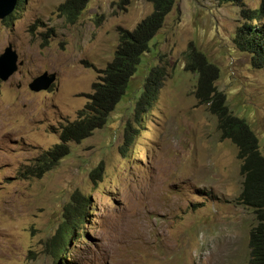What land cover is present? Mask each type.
<instances>
[{
  "label": "rangeland",
  "instance_id": "374dc122",
  "mask_svg": "<svg viewBox=\"0 0 264 264\" xmlns=\"http://www.w3.org/2000/svg\"><path fill=\"white\" fill-rule=\"evenodd\" d=\"M63 1L22 0L10 21L0 19V54L11 44L22 62L0 80V264H60L45 243L76 192L88 199L87 212L66 246L67 264H247L256 221L238 199L237 148L198 103L196 74L184 64L193 43L219 67L215 85L264 156V68L233 38L243 23L264 29V0H175L105 125L68 142L69 153L38 177L29 170L34 159L60 141V123L88 100L118 28L131 30L152 11L148 0H89L69 21L58 10ZM154 67L156 97L136 116ZM43 71L55 72V81L30 90ZM128 123L133 140L125 138Z\"/></svg>",
  "mask_w": 264,
  "mask_h": 264
},
{
  "label": "trees",
  "instance_id": "16d2710c",
  "mask_svg": "<svg viewBox=\"0 0 264 264\" xmlns=\"http://www.w3.org/2000/svg\"><path fill=\"white\" fill-rule=\"evenodd\" d=\"M22 0L16 6L20 8ZM89 0H64L58 5V10L69 21H74L86 7ZM127 0H120L119 5ZM152 3V11L129 30L118 28V43L113 56L104 68L99 69L96 81L92 83V91L87 94L88 100L77 112L73 120L60 123L57 132L60 141L38 155L29 170L40 177L53 168L68 151V142H79L90 136L95 129L101 128L107 122L110 112L122 99L131 77L137 70L142 56L150 50V41L163 24L165 15L173 6L175 0H148ZM236 1V0H220ZM263 9L250 11L248 20L257 19ZM10 13L2 20L7 23L13 18ZM237 46L251 54L254 67L264 68V29L256 27L255 23H243L234 35ZM184 70L196 74L194 95L199 104L207 105L208 110L217 118V127L221 138L229 139L237 148L240 160L239 172L243 177L238 199L254 213L255 224L249 231V258L247 264H264V156L259 150L258 138L248 122L234 115L227 103L226 95L215 85L219 76V67L209 61L205 54L189 43L185 52ZM159 68H152L148 73L135 104V115L138 116L144 105L156 97L160 81ZM126 127V140L132 139ZM100 163L89 174L94 181L101 176ZM88 199L84 195H72L71 200L64 205L62 221L56 233L46 244L57 261L65 260L67 264L66 246L80 235L78 226L85 222ZM66 256V257H65ZM64 264V263H62Z\"/></svg>",
  "mask_w": 264,
  "mask_h": 264
},
{
  "label": "water",
  "instance_id": "95a60500",
  "mask_svg": "<svg viewBox=\"0 0 264 264\" xmlns=\"http://www.w3.org/2000/svg\"><path fill=\"white\" fill-rule=\"evenodd\" d=\"M18 0H0V19L5 18L14 10ZM18 60V55L11 44H8L0 54V79L6 80L12 75L17 65L22 62ZM56 79L55 72L43 71L33 77L28 83V88L32 91L47 90Z\"/></svg>",
  "mask_w": 264,
  "mask_h": 264
},
{
  "label": "clouds",
  "instance_id": "9594fccd",
  "mask_svg": "<svg viewBox=\"0 0 264 264\" xmlns=\"http://www.w3.org/2000/svg\"><path fill=\"white\" fill-rule=\"evenodd\" d=\"M14 9H15V8H14ZM15 51H16V50H15ZM16 53H17V52H16ZM17 55H18V54H17ZM20 61H21V60H20ZM17 62H19V60H17ZM18 65H20V64H18ZM10 76H11V75H10ZM10 76H9V77H10ZM0 80H1V79H0ZM2 81H3V80H2ZM4 81H5V80H4Z\"/></svg>",
  "mask_w": 264,
  "mask_h": 264
}]
</instances>
